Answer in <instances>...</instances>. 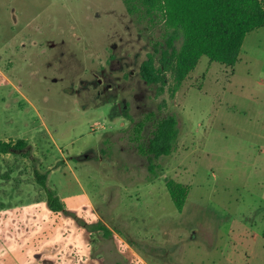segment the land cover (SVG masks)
<instances>
[{"label":"rangeland","instance_id":"rangeland-1","mask_svg":"<svg viewBox=\"0 0 264 264\" xmlns=\"http://www.w3.org/2000/svg\"><path fill=\"white\" fill-rule=\"evenodd\" d=\"M172 36L122 0H0V141L28 144L0 154V264H264V27L173 98L169 72L140 76ZM150 113L179 130L152 163L130 139ZM170 180L191 187L182 212Z\"/></svg>","mask_w":264,"mask_h":264},{"label":"trees","instance_id":"trees-1","mask_svg":"<svg viewBox=\"0 0 264 264\" xmlns=\"http://www.w3.org/2000/svg\"><path fill=\"white\" fill-rule=\"evenodd\" d=\"M129 15L139 22L153 26L162 25L171 32V52L163 51L162 68L156 66L153 56L141 65L140 76L149 85L163 83L165 72L171 75L172 98L193 73L200 60L208 57L211 62L233 68L239 61L243 44L248 34L264 27V0H122ZM181 40L180 48L174 43ZM166 68V69H165ZM132 119V118H131ZM133 120V119H132ZM132 137L141 155L150 163L162 156H170L178 139V121L174 115L158 117L147 114L134 122ZM151 124L149 139L144 132ZM28 144L0 141V154L23 151ZM151 171L154 172L152 165ZM38 185L45 191L52 212L60 213L65 206L57 192L48 185V174L35 171ZM167 190L179 212H182L190 186L170 180ZM105 236L111 231L99 226ZM134 264H145L137 262Z\"/></svg>","mask_w":264,"mask_h":264},{"label":"flooded vegetation","instance_id":"flooded-vegetation-1","mask_svg":"<svg viewBox=\"0 0 264 264\" xmlns=\"http://www.w3.org/2000/svg\"><path fill=\"white\" fill-rule=\"evenodd\" d=\"M101 82L102 81H98V83H100V84H101ZM111 89H112L111 84L104 86V90L105 91H111ZM124 107H125V104H122V103L121 104H117V106H116L117 109H120V108L122 109Z\"/></svg>","mask_w":264,"mask_h":264}]
</instances>
